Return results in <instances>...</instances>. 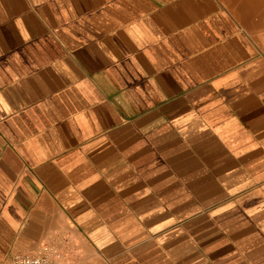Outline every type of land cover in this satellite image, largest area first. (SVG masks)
<instances>
[{
	"label": "crops",
	"instance_id": "crops-1",
	"mask_svg": "<svg viewBox=\"0 0 264 264\" xmlns=\"http://www.w3.org/2000/svg\"><path fill=\"white\" fill-rule=\"evenodd\" d=\"M264 264V39L221 0H0V264Z\"/></svg>",
	"mask_w": 264,
	"mask_h": 264
},
{
	"label": "rangeland",
	"instance_id": "rangeland-1",
	"mask_svg": "<svg viewBox=\"0 0 264 264\" xmlns=\"http://www.w3.org/2000/svg\"><path fill=\"white\" fill-rule=\"evenodd\" d=\"M223 6L237 14L264 39V0H221Z\"/></svg>",
	"mask_w": 264,
	"mask_h": 264
},
{
	"label": "built area",
	"instance_id": "built-area-1",
	"mask_svg": "<svg viewBox=\"0 0 264 264\" xmlns=\"http://www.w3.org/2000/svg\"><path fill=\"white\" fill-rule=\"evenodd\" d=\"M7 264H59L57 260L46 254H31L23 252L13 253Z\"/></svg>",
	"mask_w": 264,
	"mask_h": 264
}]
</instances>
